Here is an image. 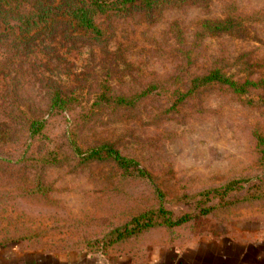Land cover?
<instances>
[{"label": "rangeland", "instance_id": "1", "mask_svg": "<svg viewBox=\"0 0 264 264\" xmlns=\"http://www.w3.org/2000/svg\"><path fill=\"white\" fill-rule=\"evenodd\" d=\"M126 4L100 36L0 22V258L264 233V0Z\"/></svg>", "mask_w": 264, "mask_h": 264}, {"label": "crops", "instance_id": "2", "mask_svg": "<svg viewBox=\"0 0 264 264\" xmlns=\"http://www.w3.org/2000/svg\"><path fill=\"white\" fill-rule=\"evenodd\" d=\"M14 251L4 254L0 264H264V233L245 229L176 250L157 249L145 258L88 252L39 255Z\"/></svg>", "mask_w": 264, "mask_h": 264}, {"label": "trees", "instance_id": "3", "mask_svg": "<svg viewBox=\"0 0 264 264\" xmlns=\"http://www.w3.org/2000/svg\"><path fill=\"white\" fill-rule=\"evenodd\" d=\"M133 1L135 0H0V22L8 24L7 28L10 30L17 27V40L29 34L36 27L45 26L48 23L52 25L63 24V29L73 27V29L78 28V31L85 35L100 36L101 33L95 23V15L103 13L107 17H120L122 11L117 8L111 9L112 6L123 4L126 7V3ZM140 3L148 4L149 0H140ZM23 5H28L29 8ZM21 8L25 11H22ZM13 21L20 23L15 25L12 23ZM66 36H71V34L63 32V37ZM208 79L211 81L218 79L234 87L236 91H241L244 86H239L236 82L223 78L217 71L211 73ZM255 85L264 86V78ZM54 101L55 96L51 105L54 104ZM101 150H104L121 165L132 163L130 159L124 158L109 145L93 148L90 155H96ZM183 220L184 218H180L173 224H178ZM147 226L149 227V225Z\"/></svg>", "mask_w": 264, "mask_h": 264}]
</instances>
